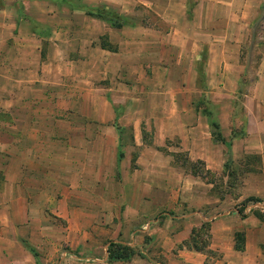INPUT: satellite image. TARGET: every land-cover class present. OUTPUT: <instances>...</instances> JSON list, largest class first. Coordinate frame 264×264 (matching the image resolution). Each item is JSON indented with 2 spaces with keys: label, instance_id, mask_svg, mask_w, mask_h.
<instances>
[{
  "label": "crops",
  "instance_id": "1",
  "mask_svg": "<svg viewBox=\"0 0 264 264\" xmlns=\"http://www.w3.org/2000/svg\"><path fill=\"white\" fill-rule=\"evenodd\" d=\"M176 151L211 173L231 164L242 188L227 201L194 182L159 199L156 172L175 175ZM248 197L264 202V0H0V264H44L54 219L67 264H155L106 263L107 242L168 252L208 205L209 264H264V215L232 207ZM92 241L106 243L87 263Z\"/></svg>",
  "mask_w": 264,
  "mask_h": 264
},
{
  "label": "rangeland",
  "instance_id": "2",
  "mask_svg": "<svg viewBox=\"0 0 264 264\" xmlns=\"http://www.w3.org/2000/svg\"><path fill=\"white\" fill-rule=\"evenodd\" d=\"M172 157L173 158L170 164L174 169L177 170L174 176H172V174L171 176H169L168 174L163 173L161 171L156 172V176L154 179V185H155L154 189H155V194L156 196L159 197V199H163V197L166 196L165 189H185L184 187L186 185H191L192 187L195 186L194 182H197L199 189H208L207 190L208 194L213 195L214 196L213 198L215 199L218 198L219 200L226 199L227 201H232V195H233L234 189L242 188L241 186L242 180H243L242 177H237L234 174V171L231 174L229 173L230 174L229 176L225 175L226 170L232 169L231 164H228L229 166L228 168L224 167V170L222 172H219L216 174V173H211V172L204 170V167L202 164L195 163L194 165H192L191 162L186 161V159L184 158V155L181 152L176 151L174 154H172ZM145 183H146L145 179L142 178V176H140L138 178L139 194L146 192L147 188L144 186ZM141 185H143V189L140 188ZM149 185H151L150 182H149ZM94 192H95L94 190H91V194H93ZM112 194H113V191H112ZM145 195L146 194H144V199H146ZM131 197H132L131 194L124 195V198L127 201H129ZM244 201L245 199L232 205L235 212L240 210L242 215L253 214L255 216L254 213H258L261 216L264 215V208L262 210L255 209V208H250L246 210V206L249 204V202H247L244 206L243 204ZM262 203L264 204V202ZM181 210L185 213H188L190 211V210H185V208H181ZM201 210H203L205 213V220L203 222H205L208 228H210L209 217H211L214 213L210 211L211 209L209 205L202 208ZM177 212H179V210H177ZM162 213H165L169 216L175 214L173 210L162 209L158 214L155 215L156 218L161 216ZM52 223L54 227L56 228L49 230V232H47L46 235L43 236L44 238H48V239H44L45 241H43V239H41V236H40V241L38 243V245L40 246L39 251L41 253L42 258L46 260L44 264H56V262L58 263L59 261L61 262V264H67L68 262H65V260L66 258H69L71 254L70 252L72 250H70L69 245L67 243L68 241H66L64 237L66 235L65 224L61 219H54L52 220ZM200 225L197 227L191 228V230L192 229L194 230L191 240H190V235H191V230H190L188 237L184 239L183 241H181L179 244H177L175 248H171L170 250L171 252L170 251L165 252L161 248V246L157 244L156 242L146 249L145 248L139 249L138 247H132V246L130 247L134 249L135 252L138 254L134 256H137L139 258H144L146 261H149V262L151 261L152 263H155V264H166L167 257H168L167 255L172 254V252L175 253L176 248L181 249L182 247H184L183 243H186L189 246L195 245L197 248H199L203 245V243L201 242H205L207 243V245H206V248L203 250L202 254L206 256L205 264H209V262L213 258L212 256L216 255V252L212 251L211 255L205 253V251L208 249V246H209V240H210L209 232H208L209 229L207 231L208 237L206 238L204 234L206 232L199 230ZM43 226L44 225H42V228ZM174 227L177 228V226H174ZM47 228L50 229L51 227L47 225ZM76 228L72 230L73 232L72 235L75 241L77 240L76 235H79L78 229ZM88 232L90 233V235L91 233L94 234L93 231L87 230V233ZM51 239L53 241L52 249H50L51 245L47 244V241H50ZM149 240L150 238L148 236H143L142 238V241L145 245L148 244ZM93 242L95 241H92L91 245L88 244L87 246H85L86 251L91 257L89 259L84 260L87 263L92 262V259L95 256L100 257L99 255H101L102 246L106 243V242H103V243L95 242L97 245L96 246L93 244ZM190 250L194 251L192 248ZM52 254H55V255L52 257ZM92 254L95 256H93ZM49 259H52V260H49ZM119 262H122V261H119ZM106 263H108L107 260H106Z\"/></svg>",
  "mask_w": 264,
  "mask_h": 264
},
{
  "label": "trees",
  "instance_id": "3",
  "mask_svg": "<svg viewBox=\"0 0 264 264\" xmlns=\"http://www.w3.org/2000/svg\"><path fill=\"white\" fill-rule=\"evenodd\" d=\"M94 14H95V16H98V17H102V16L106 17L108 20H111L115 26L118 25L115 22V20H113L115 18L111 14H109V13H107L105 11H98V12H96ZM211 126L215 130L216 125L213 122H212ZM213 134H214V136L217 139H220V137H219L217 132L214 131ZM195 163H199V162H194V163H191V164L194 165ZM199 164H202V163H199ZM252 201H258V199L253 198V197H248V198L245 199L243 204L245 206V204L247 202H252ZM236 212H237L238 216H240V217L244 216V215L241 214L240 210H238ZM254 214H255L256 217L261 218L260 214H258V213H254ZM208 229L209 228H208V226L206 225L205 222H203L200 225V227H199V230L206 232V233H204L206 238L208 237V234H207ZM193 232H194V230L192 229L191 230V235H190V240L192 238ZM201 243H203V245L201 247H199V248H197L195 245L189 246L186 243H183V245L188 250H190L192 248L195 252H201L202 253L203 250L206 248L207 243H205V242H201ZM233 248H234L235 251H241V249H242V234L241 233H235L234 234V246H233ZM105 252H106V260H107L108 263L115 262V261L126 262V261L130 260L132 256L137 254L135 252V250L132 249L130 246H128L124 242L118 241V240H115V241L114 240H110V241H108ZM211 252L212 251H210L208 249L205 251L206 254H210V255L212 254ZM212 257H214V256H212Z\"/></svg>",
  "mask_w": 264,
  "mask_h": 264
},
{
  "label": "built area",
  "instance_id": "4",
  "mask_svg": "<svg viewBox=\"0 0 264 264\" xmlns=\"http://www.w3.org/2000/svg\"><path fill=\"white\" fill-rule=\"evenodd\" d=\"M250 208L262 210L264 208V204L260 201H252V202H249V204L246 206V210Z\"/></svg>",
  "mask_w": 264,
  "mask_h": 264
}]
</instances>
